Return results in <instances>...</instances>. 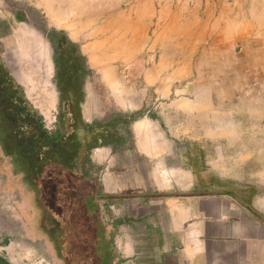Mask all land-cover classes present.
<instances>
[{
  "label": "crops",
  "instance_id": "1",
  "mask_svg": "<svg viewBox=\"0 0 264 264\" xmlns=\"http://www.w3.org/2000/svg\"><path fill=\"white\" fill-rule=\"evenodd\" d=\"M7 1L0 0V43L13 33L26 43L19 29L14 32L23 23L29 37L47 43L54 105L38 99L43 110L36 107L30 96H38L20 82V68L10 75L48 131L58 127L60 105L53 31L64 33L85 58L79 121L128 120L126 140L117 145L92 143L83 134L78 159L79 176L92 187L98 183L107 207L119 208L114 247L120 264H264V0H169L159 9L119 10L124 31L133 24L136 42L131 48L127 32L126 50L104 54L96 79L94 39L81 45L79 36L86 34L48 25L47 0ZM19 3L26 4V16ZM7 47L23 54L26 45ZM93 80L103 85L98 98L86 89ZM147 92L174 109L183 106L178 111L195 122L199 135H167L146 109ZM208 145L215 146L214 164ZM17 249L20 255L26 250L12 244L14 258Z\"/></svg>",
  "mask_w": 264,
  "mask_h": 264
},
{
  "label": "trees",
  "instance_id": "2",
  "mask_svg": "<svg viewBox=\"0 0 264 264\" xmlns=\"http://www.w3.org/2000/svg\"><path fill=\"white\" fill-rule=\"evenodd\" d=\"M54 37H60L73 50L78 61L75 68L68 61L65 67H60L64 64L63 54L59 55ZM51 41L56 66L55 79L60 94L58 127L53 131L46 129L43 117L28 102L21 86L0 60V149L10 159L13 170L22 174L29 186L50 182L57 188L61 209L48 232L57 256L66 264H114L116 254L113 242L104 238L106 229L98 215V189L78 176V159L84 147L83 134L92 143L101 140V144L117 145L122 140L110 132L107 120L96 121L91 125L79 121L77 109L82 91L78 90L77 93L80 99H74L72 93L68 95L70 100H62L60 82L70 80L67 74L74 70L79 72L80 67L87 71L85 58L78 53L76 44L67 41L64 33L53 31ZM77 80L84 81V77L79 75ZM114 121H122L124 126L128 122L122 116L115 117ZM86 165L85 160L81 166ZM79 207L81 213L75 215ZM0 264L6 263L0 260Z\"/></svg>",
  "mask_w": 264,
  "mask_h": 264
},
{
  "label": "rangeland",
  "instance_id": "3",
  "mask_svg": "<svg viewBox=\"0 0 264 264\" xmlns=\"http://www.w3.org/2000/svg\"><path fill=\"white\" fill-rule=\"evenodd\" d=\"M169 0H117L120 4L118 5V10H131V9H140V10H154L159 9L163 5H165ZM187 2L188 0H183ZM9 6H12L11 1H7ZM19 10L23 15H27L28 10L25 3L18 4ZM47 22L48 25L52 27L61 28L62 21L56 20L52 17L50 12H47ZM50 16V17H49ZM16 29L14 32L19 29L21 34L24 36L26 43L23 40H19L16 42L15 34L13 33L9 40H4V42L0 43V60L4 64V66L10 71V73L14 76L13 72L17 73L22 60H29L31 65H34L33 57L38 58L41 63L45 65L48 69V79H47V87L50 92L54 93L53 89L50 86V78L52 72V65L49 60L48 50L45 45H47L46 40L42 38L39 39H32L26 33L31 30L25 23L16 25ZM40 28L43 30V24L40 22ZM65 28V27H62ZM66 29V28H65ZM69 30V29H67ZM71 31V30H69ZM72 32V31H71ZM75 33V32H73ZM87 34L88 32H81V34ZM84 35L79 36L80 44L81 45H88V40ZM55 46L58 48L59 55L60 53L63 54L64 64L60 65V67H65V62L72 63L74 68L78 65V61L73 54V50L68 48L64 41L60 37H54ZM21 43V47L26 45L24 48L25 50L28 48L34 49L31 56H29L28 52L23 50V54L20 51H16L13 47L10 51L8 49V45H14L16 43ZM3 46H6L3 47ZM5 48V49H4ZM46 51H45V50ZM44 50V51H43ZM17 52V53H15ZM91 52V51H90ZM47 53V54H46ZM27 58L24 59V56ZM42 55V56H41ZM41 56V58H40ZM103 55H98L96 58L91 56V60L95 59V69L96 75L93 73L95 79L98 78L101 67H103ZM32 59V60H31ZM27 60V61H28ZM99 61V63H98ZM19 62V63H18ZM32 62V63H31ZM48 65H47V64ZM22 65V64H21ZM51 66V67H50ZM117 67V70H116ZM119 65L114 64L113 68L115 69V74L118 76L120 74V70L118 69ZM12 71V72H11ZM51 71V72H50ZM65 71V70H64ZM70 76V80L68 81H61V88H62V100L66 98L68 100L71 97L68 95H75L74 99H80L77 96L78 90L82 91L85 85V82L82 80H77L79 75L85 77L87 75V71H83L80 67V71L77 72H70L67 74ZM91 75V76H93ZM20 82L23 84L25 81L23 78H20ZM49 85V86H48ZM94 89L96 92V96L98 98L99 94L103 93V85L97 81L93 80L89 82V85L86 86V89ZM56 92V96L58 99V93ZM73 93V94H72ZM55 95V93H54ZM147 104L146 109L149 110V115L153 116L161 123L162 128L167 132V135L173 137H181V136H196L199 129L194 128L195 122L186 121L185 115L183 112L178 111L179 109H183V106L177 105L174 109L172 106L173 104L169 101L156 99L152 94L147 92ZM33 104L36 107H39L43 110L40 100L38 97H31ZM175 99H181L176 97ZM58 101V100H57ZM67 101V100H66ZM102 104L107 107L104 101ZM57 106V102H56ZM55 106V107H56ZM54 107V108H55ZM65 110V105L64 108ZM145 109V110H146ZM56 110V108H55ZM176 110V111H175ZM44 112V111H43ZM60 111L58 110V113ZM45 113V112H44ZM46 114V113H45ZM47 116V115H46ZM105 118V117H104ZM48 120V117H47ZM107 120V128H109L110 132H114L116 137L121 139L122 141L126 140V129L125 126L121 123L122 121H114ZM197 124V123H196ZM245 130H243L244 132ZM208 135H211L209 133ZM129 140V139H128ZM205 151L208 153L210 158H213L212 162L215 163V146H205ZM97 171V170H95ZM82 173V172H80ZM95 173V172H94ZM99 173V172H96ZM98 175V174H97ZM97 175L94 177L96 179ZM79 176V172H78ZM98 185V183L96 182ZM95 184V185H96ZM96 185V188H97ZM58 190L57 188L50 182L48 183H38L33 184V186H29L23 180V175L20 173H16L13 170L11 165L10 159L5 157L0 149V260L4 261L6 264H63L62 260L57 256L55 252V248L51 243V240L48 236L49 228L52 226L55 218H57V214L60 212L59 202L57 199ZM97 199V207H98V215L101 222L104 224L106 233L104 234V238L107 241H112L114 246V238L115 235L119 232L120 224L117 222L119 221L120 211L119 208H109L106 204H104L103 198H96ZM75 215L81 213V207L76 209ZM74 215V216H75ZM114 218H117L114 220ZM58 219V218H57ZM56 219V220H57ZM12 244L22 247H25L26 250H23V255L19 249H17V253L19 257L15 258L12 256L11 246ZM5 245V246H4ZM115 250V247H114ZM28 255H27V254ZM116 259L114 264H120L118 253L115 250ZM30 256V257H29Z\"/></svg>",
  "mask_w": 264,
  "mask_h": 264
},
{
  "label": "bare ground",
  "instance_id": "4",
  "mask_svg": "<svg viewBox=\"0 0 264 264\" xmlns=\"http://www.w3.org/2000/svg\"><path fill=\"white\" fill-rule=\"evenodd\" d=\"M46 4L52 17L63 22L62 27L75 33L88 32L85 37L94 39L91 53L96 57L110 53L112 54L111 57H115L114 55L118 56L120 53H124L122 49H125L127 32L129 36L131 35V38H129L131 41L130 46L136 42L137 36L136 30L132 29L133 24L126 32L124 31L125 24L121 22L123 16H120L117 7L120 4L117 0H47ZM136 45L139 48L138 44ZM33 50L28 48L25 52H28V55L31 56ZM26 58L27 56L24 57V59ZM27 60H22V65L19 66L26 84L38 96V99L49 105H54L56 97L46 85L48 69L43 65L45 62L42 64L39 57H33L34 65H31Z\"/></svg>",
  "mask_w": 264,
  "mask_h": 264
},
{
  "label": "flooded vegetation",
  "instance_id": "5",
  "mask_svg": "<svg viewBox=\"0 0 264 264\" xmlns=\"http://www.w3.org/2000/svg\"><path fill=\"white\" fill-rule=\"evenodd\" d=\"M63 264H66L63 260H62Z\"/></svg>",
  "mask_w": 264,
  "mask_h": 264
},
{
  "label": "built area",
  "instance_id": "6",
  "mask_svg": "<svg viewBox=\"0 0 264 264\" xmlns=\"http://www.w3.org/2000/svg\"><path fill=\"white\" fill-rule=\"evenodd\" d=\"M191 1H193V0H191Z\"/></svg>",
  "mask_w": 264,
  "mask_h": 264
}]
</instances>
